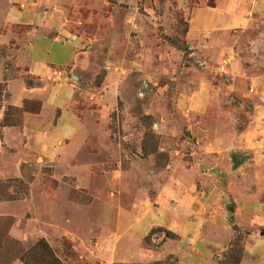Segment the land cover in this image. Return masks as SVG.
<instances>
[{"label": "rangeland", "instance_id": "374dc122", "mask_svg": "<svg viewBox=\"0 0 264 264\" xmlns=\"http://www.w3.org/2000/svg\"><path fill=\"white\" fill-rule=\"evenodd\" d=\"M212 1L70 0L73 8L66 18H62L60 11L53 14L50 23L57 26L62 18L64 29L85 38L76 66L71 65L76 56L53 41L55 29L49 31L48 36L52 38L44 35L47 22L37 17L35 28L11 27L15 39L9 46L1 48L4 66L10 68L29 33L34 58L43 57L52 65V71L62 70L63 73L56 72L62 75L61 79L66 77L69 84L77 86L87 97H104L107 104L113 103L108 126L113 133L115 149L122 152V158L118 159L123 162L115 161L113 168L118 173L111 172L110 175L122 174L126 182H137L133 188L143 193L146 207H157V198L166 189L167 180L177 187L179 196L187 194L189 218L185 209L175 213L169 206L165 208L164 203L163 208L141 215L138 222L130 215L129 207L125 208L123 204L122 211L126 213L117 215L116 220H108V227L113 232L123 234L111 251L115 261L138 262L129 264H155L165 260L169 264H238L240 253L243 259L247 246L246 237L260 231L258 227L243 229L237 213L238 209L242 211L248 225L254 223L256 214L264 217V192H261L264 190V165L252 171V154L246 149L259 110L257 106L264 105V65L247 56V76L238 78L232 73L230 65L237 58L239 30L232 31V41L219 51L189 42L187 34L193 8ZM84 3H87L86 7H99L86 9ZM25 4L26 10L32 9V0H25ZM16 5L20 8V4ZM2 10L0 22L5 15ZM40 13L42 10L35 14ZM60 37L72 48V42ZM250 37H254L252 32ZM49 46V52H46L45 48ZM223 48L226 51H222ZM244 48L245 54H251L250 43L246 42ZM110 83L114 84L112 92H108ZM202 88L204 92L201 93ZM197 98L204 102L195 106L193 101ZM219 129L228 138L227 146L222 150L213 144ZM44 173L46 177L49 175L47 171ZM100 173L98 180L104 185L109 174ZM189 181L191 184L186 188L184 184ZM256 183L258 188L254 187ZM27 189L23 180H2L0 202L22 201L27 196ZM111 191L108 189V193ZM67 194L81 208L89 205L91 200L83 190L71 189ZM161 201H165V195ZM7 217L13 220L9 230V237L13 238L10 231L16 219ZM95 218L92 214L76 216L68 227L85 235ZM152 225L162 227L151 230L170 228L168 231L177 239H165V232H147L140 247L156 254V259L144 262L149 257L139 250V237ZM6 228L2 227L0 231L3 233ZM35 240L17 241L27 248ZM58 243L56 246L60 249L54 244L49 245L62 264H104L91 262L80 255L82 252L75 251L72 248L74 242L68 238H62ZM258 246L257 253L261 254L258 264H264V239Z\"/></svg>", "mask_w": 264, "mask_h": 264}, {"label": "crops", "instance_id": "0c3cea01", "mask_svg": "<svg viewBox=\"0 0 264 264\" xmlns=\"http://www.w3.org/2000/svg\"><path fill=\"white\" fill-rule=\"evenodd\" d=\"M212 2L203 7L193 8L187 39L192 45L204 48L211 46L219 51L232 41V31L239 30L237 58L230 65V69L238 78L245 77L248 74V64L245 62L247 56H250L255 63L264 65V51H262L264 47H261L264 43V0H213ZM16 4H20V8ZM83 6L86 9L99 7H86L87 3ZM71 8L73 5L70 0H32L31 10H26L25 0H0V11L3 9L2 11L5 12L4 20L0 22L2 94L0 122L4 119L5 109L10 106L22 108L25 102L39 103V111L29 110L23 113L20 125L0 126V181L16 178L28 185L24 200L0 202V216H12L16 219L10 234L17 240L27 243L36 238L44 239L50 245L54 244L56 249H60L56 246L59 245L58 241L68 238L74 242L72 248L82 252L80 255L91 262L138 263L115 261V258L111 257V251L119 244L123 234L118 231L113 232L108 227V220H116L117 215L120 217L122 213H126L122 211L123 204L125 208L129 207L130 215L138 222L141 215L163 208L164 203L165 208L169 206V209L175 210V213L179 209H185L189 218L190 202L187 194L179 196L177 187L171 180H167L166 189L163 193H159L157 198V207H146L143 193L133 188L138 185L137 182H126L122 174L110 175L111 172H117L113 168L114 163L120 160L118 158H122V152L119 150L117 152L115 149L113 133L108 126L111 119L109 112L113 103L107 104L104 97H87L77 86L69 84L66 77L61 79L60 73L59 76H55L56 72L63 73V71H52V65L43 60V57L34 58L32 52L34 46L28 41L29 33L26 34L25 42L11 67L4 66L5 58L1 54V48L9 46V43L15 39L10 28L13 26L35 28L36 17L47 22L48 28L45 29L44 35L48 36L49 31L55 29L53 41L61 48L69 49L71 54L76 56V60L71 63L72 66H76L80 61L79 54L84 49L85 38L70 34L61 26V19L66 18ZM37 10H42V13L35 14ZM60 11L62 18L58 25L53 27L50 23L53 14ZM251 32L254 37H250ZM60 35L64 36L67 42L73 43L72 48L63 43L64 39ZM246 42L251 44L249 55L244 53ZM49 49L50 46L46 47L45 51L49 52ZM222 51L226 49L223 48ZM92 69L96 71L94 66ZM74 80L78 78L74 77ZM112 87H114L113 83L109 86L108 92H112ZM202 92H204L203 88ZM105 98H108L107 94ZM203 102L202 98L193 101L195 106ZM257 108L259 110L254 117L255 124L248 136L249 141L246 146L252 154L250 165L252 171L264 165V105ZM213 140L218 150L227 146L228 138L220 129ZM45 171L49 174L47 177ZM100 171L109 174L104 185L98 180L101 177ZM190 184L189 181L184 185L187 188ZM254 185L257 187V183ZM241 186L245 188L243 182ZM71 189L85 191L91 197L89 205L81 208L73 202L67 194ZM108 189L112 191L108 193ZM163 195H165L164 202L161 201ZM138 196L141 197L139 200ZM109 208L112 209L108 211ZM84 214H92L96 218L90 222L87 233L79 235L68 226L76 216ZM237 217L243 229L256 227L260 229L258 234L249 233L246 237L247 246L241 261V264H254L255 261L258 264L261 254L257 253V249L264 239V217L256 214L251 225L245 223L240 209ZM153 227L162 226L152 225L139 237V250L143 256L149 257L144 262L156 259V254H151L150 251L140 247L141 240ZM166 229L170 230V228ZM104 253L108 256L104 257ZM12 264L23 263L15 261Z\"/></svg>", "mask_w": 264, "mask_h": 264}, {"label": "trees", "instance_id": "16d2710c", "mask_svg": "<svg viewBox=\"0 0 264 264\" xmlns=\"http://www.w3.org/2000/svg\"><path fill=\"white\" fill-rule=\"evenodd\" d=\"M24 27V26H23ZM2 89V88H1ZM1 94V91H0ZM1 96V95H0ZM39 111L38 102H25L22 108L8 107L0 126H16L22 122V116L25 111ZM11 217H0V230L7 226L6 231H0V264H12L19 261L23 264H62L56 256L54 250L44 239L37 240L30 247H24L20 241L9 237V230L12 226ZM155 232H165V239L175 240L177 236L163 228L151 230V234ZM242 255L240 253L237 263L240 264ZM155 264H169V262L158 261Z\"/></svg>", "mask_w": 264, "mask_h": 264}, {"label": "built area", "instance_id": "2783aa9c", "mask_svg": "<svg viewBox=\"0 0 264 264\" xmlns=\"http://www.w3.org/2000/svg\"><path fill=\"white\" fill-rule=\"evenodd\" d=\"M55 75H58L59 76V74H57V73H55Z\"/></svg>", "mask_w": 264, "mask_h": 264}]
</instances>
